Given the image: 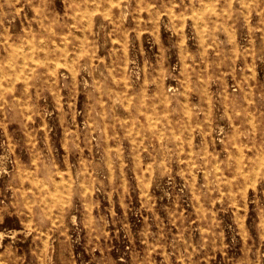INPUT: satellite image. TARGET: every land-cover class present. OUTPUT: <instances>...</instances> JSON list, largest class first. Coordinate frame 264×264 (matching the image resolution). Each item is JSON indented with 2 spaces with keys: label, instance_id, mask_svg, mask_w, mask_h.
Masks as SVG:
<instances>
[{
  "label": "rangeland",
  "instance_id": "rangeland-1",
  "mask_svg": "<svg viewBox=\"0 0 264 264\" xmlns=\"http://www.w3.org/2000/svg\"><path fill=\"white\" fill-rule=\"evenodd\" d=\"M0 264H264V0H0Z\"/></svg>",
  "mask_w": 264,
  "mask_h": 264
}]
</instances>
